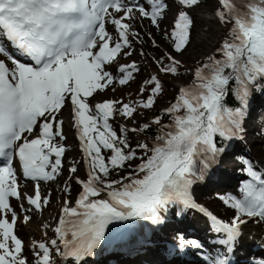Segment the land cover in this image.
<instances>
[{"label": "snow or ice", "instance_id": "1", "mask_svg": "<svg viewBox=\"0 0 264 264\" xmlns=\"http://www.w3.org/2000/svg\"><path fill=\"white\" fill-rule=\"evenodd\" d=\"M147 3L150 10L139 0H0V55L5 58L0 59V264H29L16 231L18 213L10 203L11 198H22L13 161L18 158L23 176L36 182L35 194L24 197L28 204L38 210L47 205L49 199H42L39 182L55 180L63 167L66 149L57 138L62 141L65 135L59 114L69 101L73 127L88 165V179L77 178L82 191L74 206L69 207L65 201L54 230L57 239L33 244L35 264H57L55 256L65 264L69 260L83 264L85 258L94 255L114 222L142 218L161 224L163 214L173 206L180 209L177 215L199 209L210 219L213 231L222 234L217 243L225 251L215 256L204 254L206 264H231L230 254L242 226L251 219L264 221V172L250 162H245L250 179L242 185V197L220 196L235 212L230 222L197 204L191 194V186L225 150L218 147L217 137L229 141L237 136L251 87L264 80V0H220L222 8L217 16L221 22L233 21L230 39L225 38L217 49L222 57H208L210 63L195 70L196 82L180 89L176 102L164 110L173 117L170 124H162L160 116L154 119L161 125L162 134L152 147L137 144L144 155L134 171L120 180L108 179L111 171L132 167L130 162L138 158L136 149L128 143L129 129L121 126L118 135L109 120L117 114L133 118L137 106L113 100L92 106L89 98L117 82L107 66L116 61L122 49L130 47V36L138 35L125 21L135 19L138 12L159 27L167 4L165 0ZM179 3L191 9L201 0ZM108 23L114 26L118 38L107 30ZM192 26L189 12L180 11L170 33L177 53L189 44ZM165 57L168 64H164ZM165 57L159 61L160 70L176 74L180 61L168 53ZM134 71H138L135 63L121 65L118 83L127 84ZM233 81L235 86L230 89ZM145 84L154 86L138 105L149 109L162 84L156 75ZM230 90L241 107L225 106ZM142 127L148 129L150 125ZM164 128L169 130L165 132ZM102 149L110 150L111 155L106 158ZM69 171L75 173L77 168ZM65 190H69L67 185ZM102 192L107 193L106 198H95ZM21 209L32 210L23 205ZM23 219L27 222L30 217L25 215ZM177 247L202 249L203 245L179 236ZM254 264H264V259Z\"/></svg>", "mask_w": 264, "mask_h": 264}, {"label": "rangeland", "instance_id": "2", "mask_svg": "<svg viewBox=\"0 0 264 264\" xmlns=\"http://www.w3.org/2000/svg\"><path fill=\"white\" fill-rule=\"evenodd\" d=\"M139 2L143 3L145 8L150 10V6L147 3V0H139ZM165 3L167 4V9L165 10L163 16L158 21L159 27L152 24L150 19L140 17L138 12L136 13L135 19L125 21L131 24V31L137 33L138 35L130 36V41H131L130 47L122 49L121 54L118 55L116 61H114L113 64L107 66L106 70L112 72L114 77L117 78V82L113 83L103 92H98L94 94L93 97L89 98V103L92 106H94L96 103L104 102L106 100L120 101L121 104L128 103L131 105L132 103H134V101L132 100L133 91L137 89L139 90L141 88V85L145 82L144 80L147 77L152 75H158L159 77L168 80L171 84L172 90H170L164 98L161 99L160 97L159 99H156L154 106L149 108V110L147 109L138 110L136 113H134V117L132 119L121 116L118 117L116 115L110 118L112 126H114V129L117 131L119 135H121L119 131L121 126H124L129 129L130 132L129 138H131L133 142H135L136 139L135 134L139 133L136 123L137 122L143 123L145 121H154V119L158 116L160 112H163L165 109L169 108L170 105L177 100V94L180 92V89L182 87H186L191 84L193 85L194 78H196L194 75L195 70L198 67H200L199 62L213 55L214 51H216L220 46L219 44L222 38V33L224 31L226 32L227 29L230 30L233 27V21L230 24L223 25V22H221V20L217 16V10L222 8V5L220 4V0H204V2L200 3L198 7H194L191 9H188L185 6H183L181 3H179V0H165ZM200 7H202L206 11H201L199 14L194 15L193 11L198 10V8ZM180 11H188L189 15L193 19V26L190 29V42L188 45H186V49L190 47V49H193L194 54L184 53L186 49L176 54L172 50L168 49L164 44V42L162 41L163 35L167 34L171 37L170 33L175 26V20L178 18V14ZM114 15L119 17L120 15H123V13H114ZM201 17L208 22V25L210 24V27L213 30V37L209 40L210 42L206 44L204 43L202 44L201 42H199L200 39H202V36L205 34V31L203 30V26L197 19ZM110 26H112V28ZM106 28L110 33L113 34L114 37H117V33L115 32L114 26L111 25V23H108L106 25ZM153 40L155 41V45L153 44ZM125 52L130 54L125 55L124 54ZM166 53L171 54L176 60L180 61V64L182 65V69L176 74L165 73L160 70L161 64L159 63V61L161 57H165ZM1 57L3 56L1 55ZM132 63L136 64L138 71L133 72V78L129 80L127 84L125 85L119 84L118 79L121 76V73H115L114 67H118L121 65H130ZM150 94L151 92L145 94L142 100H146ZM251 96H252V101L255 104L257 103L256 107L257 105L258 107L257 108L255 107L256 110L251 111L250 116H246L245 120H247V118L250 117V119L248 120L250 125L252 124V125L263 126V123H261L258 119L264 120V103H263L264 91L262 93H259L256 90H252ZM120 106L121 105H117V107ZM65 115L68 116V120L73 126L74 120H73L72 106L70 101L61 110L59 114V119L61 118L63 119ZM132 129H135V131H131ZM38 132H39V128L37 130V133ZM254 135L255 134L250 133L248 137L254 138ZM65 139L73 141L71 139H68L67 137ZM57 140L59 143L62 142L65 143V140L60 141L59 138H57ZM74 141L78 142L79 138L77 137L76 140ZM140 143H146L149 145V147H151L154 144L153 142H143V141H141ZM246 143H247L246 146L242 144L241 145L237 144V146H235V150L231 148L227 154L221 155L218 158L219 162L213 168V173L207 175V173L204 171L203 177L201 179L196 180L191 190V193L197 198L195 200L197 204L201 205L203 203L204 205L213 208L214 207L218 208L219 214L216 216L219 218H223L228 222H230L235 212L229 206L224 204V202L220 199V196H224L226 195V192L230 191L232 193L231 195L241 198V195L238 196L235 190L236 187H240V184L238 183V179L242 181H244V179L245 180L250 179L247 172L245 171L247 167L245 162L247 161L250 162L251 164H254V161L257 162V160L264 159V134L263 136L260 135L257 139H254L251 142L250 139L248 138L246 139ZM77 148L78 149L74 151H68V153L62 158L63 167L60 171V174L56 177L55 180L39 182L42 199L44 197H48L49 199V203L47 205H42L43 206L42 208L45 210L44 214H47L46 219H43L42 217L43 215H41L39 212H36L37 216L34 215L31 219L25 222L23 216L18 211V209L21 208L20 207L21 202L19 200H10L12 202V206L15 208L18 215H20L17 222H23V225H21V227L24 229L20 231L21 236H23L22 241L25 242L26 245H32L31 247L25 246L24 248V255H26L27 253L29 255V259L27 258L29 264H34L36 259L33 250V243L49 242L52 239H57V234L54 231V225H56L57 227L60 217L63 215V208L65 207V201L68 202L69 207L74 206L75 201L79 198V194L82 191V185L77 183V178H79V180L81 181H86L88 179V175H87L88 165L84 162V153L82 148L80 147V144ZM135 149L137 151L138 158L130 162L132 167H129V169L132 172L134 171L135 166L141 162L139 157L144 155L143 150L138 149L137 147H135ZM242 151H244L243 153L246 155L243 154V157H238V159L237 158L233 159L236 155H238L237 153H241ZM102 152L105 154L106 158L107 156L111 155L110 150L102 149ZM222 159H227V161L223 162ZM219 165L221 166L226 165V168H223L221 171V169H219ZM73 166L77 168V171L75 173L69 171L70 168ZM262 168H264L263 165ZM255 169L261 171V168L259 169L255 167ZM223 170H226L225 172L227 174L229 173L232 175L236 174V178H232L234 180V185H236L234 188L231 187L228 182H225L230 177L227 176L226 178L225 176H222L226 174L223 173ZM261 172H263V170ZM126 176L127 175H123L122 177H126ZM17 183L20 187V192H22V195L31 196L33 195V193H35L34 190L36 184L35 181L33 182L24 181L18 176L17 173ZM223 183H225L224 184L225 189H223V191H219L222 189L221 185ZM66 185L68 186L69 191H72L71 193L67 194V191L63 189V186L66 188ZM23 186L24 187L29 186L28 191L23 190ZM116 187H119V185H117ZM106 194H107L106 192H102L100 194V199H102ZM172 213L169 212L168 220H164L165 223L163 226H166V224L170 222L171 218L174 217V213L173 214ZM192 214H193L191 215L192 218L195 215L193 221L189 220L190 222H187L188 216H186V218H183L184 220H186L185 227L190 228L192 233L200 234L202 232L201 229L199 228L201 227V221L198 219L196 210L195 212H192ZM9 219H11V217H9ZM43 220H45L46 224L43 222ZM33 222L36 228L32 225ZM37 222L40 224H38ZM194 224H198V225L194 227L193 226ZM41 226H46V227L45 229H43ZM161 228H159V230L157 231L158 233L156 232V234L153 235V237L147 243V245H142L140 247L143 248V251H141V255L140 252L138 251L139 258L141 256L143 258L146 257V254L148 253L147 250L151 248L153 249L157 248L158 251L163 254L162 250L155 245L157 243L155 239L157 237L161 238L162 236L165 240L169 239L167 238L169 233L164 234L165 227L162 229V231ZM183 229L184 228H182V231H185ZM263 230L264 227L262 226L261 231ZM217 235H222V234L219 233ZM206 242L208 244H212L213 243L212 237L208 236ZM218 245H215L217 250L225 251L224 246L220 244ZM204 249H209V248L207 246H204ZM53 253L55 255L54 249H53ZM127 253L121 254L120 257H124ZM153 253L149 256L154 255ZM194 253H196L194 254V256H196L197 254L201 253V250H197ZM251 254L252 253H250L248 257H251L250 256ZM260 255H264V253L261 252ZM158 257L159 256L155 254L154 259H150V258L148 259L157 260ZM55 258L57 260V264H65V262L59 256H55ZM161 258L170 259L169 257H166L164 255ZM132 259L133 257L131 255L130 257H126L125 260H123V258H120L114 263L119 264L120 260H123L120 263L122 264L126 260L128 261ZM96 261L97 260H93L91 262L94 263L89 262L86 264H113L109 260L107 261L106 259L104 260L103 258L99 263H97ZM202 262L204 261L201 260L199 262H193L191 264H197ZM67 264H73V262L69 260L67 261Z\"/></svg>", "mask_w": 264, "mask_h": 264}, {"label": "bare ground", "instance_id": "3", "mask_svg": "<svg viewBox=\"0 0 264 264\" xmlns=\"http://www.w3.org/2000/svg\"><path fill=\"white\" fill-rule=\"evenodd\" d=\"M214 9V8H213ZM201 11H206V10H204L202 7H200V8H198V10H196V11H193V13H194V15H196V14H199ZM198 19V21L201 23V25L203 26V30L205 31V34L202 36V39H200V41L199 42H201L202 44L204 43V44H206V43H209L210 41V39L213 37V30H212V28L210 27V24L208 25V22L204 19V18H197ZM165 20V19H164ZM198 24V23H197ZM111 28H112V26H110ZM195 32V31H194ZM216 32V31H215ZM195 44V43H194ZM190 46V45H189ZM184 53H186V54H188V53H192V54H194V51H193V49H190V47H188L186 50H185V52ZM119 67L120 66H118V67H114V71H115V73H120L119 72ZM111 68H112V66H111ZM116 116H118V117H120L118 114L116 115ZM60 120H62L63 121V132H64V135H65V138L67 137L68 139H71V140H73V141H70V140H67V139H64L65 140V143H63V145L65 146V149H66V151H65V155L68 153V151H74V150H76V149H78L77 147L79 146V141L77 142V141H74V140H76V138L78 137L77 136V134H76V129L72 126V124L70 123V121L68 120V116L67 115H65L64 117H63V119L61 118ZM261 123H263L264 122V120H261V119H258ZM248 122V121H247ZM249 123V122H248ZM252 125V124H251ZM259 125H260V123H259ZM126 126V125H125ZM260 126H262V125H260ZM250 133H251V131H249L248 130V135H250ZM64 155V156H65ZM223 160V162H226L227 161V159H222ZM254 167H257V168H261V171L263 170V172H264V168H262V165L264 166V159L262 160V159H260V160H257V162L256 161H254V164H252ZM223 168H226V165L225 166H221V165H219V169H221V171H222V169ZM226 170H223V173H226L225 172ZM229 173V172H228ZM238 174V173H237ZM222 176H225L226 178H227V176L228 177H230V178H228L225 182H228L229 183V185L231 186V187H235L236 185H234V180L232 179V178H236V174H224V175H222ZM240 176V175H239ZM247 179H248V177H247ZM244 181H245V179H244ZM244 183V182H243ZM243 183L242 182H239V184H240V187H236V193H237V195L238 196H240L241 195V197H242V195H243V193H242V185H243ZM29 185V184H28ZM26 186V185H25ZM30 186V185H29ZM29 186L28 187H24L23 186V190H26V191H28V189H29ZM193 186V185H192ZM192 186H191V190H192ZM35 188V187H34ZM19 190H20V187H19ZM35 190V189H34ZM35 193H33V195H34ZM192 194V193H191ZM33 195H31V196H33ZM106 196H107V194L106 195H104V197L103 198H106ZM21 199H19V201L21 202V205H23V208L24 209H32L31 211H24V210H22L21 208L20 209H18V211L20 212V214L24 217L25 215H27V216H29L30 217V219L34 216V215H36V212H39L41 215H43L42 217H43V219H46V215L47 214H44L45 212V210L43 209V208H41V209H35L34 208V206H31V205H29L28 204V202H27V199L26 198H24V197H26V195L24 196V195H22V192H21ZM192 197H193V199L194 200H196L197 198L192 194ZM11 200H17L16 198H11ZM10 203H11V205H12V202L10 201ZM201 206H203L205 209H207L208 211H210L211 213H213L214 215H218L219 214V209L218 208H216V207H210V206H207V205H204L203 203L201 204ZM21 207V206H20ZM43 207V206H42ZM197 212V215H198V219L201 221V227H199L201 230H202V225L205 223V221H206V223H208V224H210V226H211V228H212V224H211V221H210V219L207 217V216H205L204 214V216H205V218H204V216L201 214V213H199L198 211H196ZM39 214V215H40ZM49 214V213H48ZM164 215V220H168V215H169V211L167 212V213H164L163 214ZM19 216L20 215H18V218H19ZM37 216V215H36ZM9 217H11V215H9L8 216V219H9ZM139 218H134V219H131V220H128V221H118V222H114L113 224H111L110 226H109V230H113V229H116V231H115V234H121V232L122 233H125L126 231H128V232H131V224H133L134 222H137V220H138ZM9 220H11V219H9ZM36 221V220H35ZM40 221V220H39ZM48 221H50V220H48ZM43 222L46 224V222H45V220H43ZM124 222V223H123ZM38 223V222H37ZM195 223V222H194ZM38 224H40V223H38ZM21 225H23V222H17V228H16V231H17V235H18V237L19 238H21V239H23V236H21V233H20V231L21 230H23L24 228H22L21 227ZM25 225H26V223H25ZM32 225L35 227V225H34V222L32 223ZM59 225V222H58V224H57V226ZM159 225L160 224H157L156 225V227H155V232H157L158 230H159ZM198 225V224H197ZM262 226L264 227V221H261V220H257V219H251V220H249V222L248 223H246L245 225H243L242 226V234H241V236L239 237V240H238V243L236 244V246L234 247V249H233V252L230 254V258H231V264H243L244 262H245V259L249 256V254L250 253H252V252H258V253H260L261 254V252H263L264 253V232H263V234H262V231H261V229H262ZM43 229H45V227L46 226H41ZM165 226H163L162 228H161V231H162V229L164 228ZM36 228V227H35ZM55 228H56V225H54V230H55ZM183 230H185V231H191L190 230V228H186V227H184V229ZM213 230V229H212ZM42 231V230H41ZM46 233V232H45ZM158 233V232H157ZM213 234L214 235H217V234H219V233H216L215 231L213 232V231H211V232H209V235L211 236V237H213ZM31 235V234H30ZM162 238H163V236H162ZM167 238H169V237H167ZM163 243H161L160 245H156V246H158L161 250H162V252H163V254L162 253H160L159 251H158V249L157 248H155V249H153V248H151V249H148L147 250V254H146V257H140L139 258V252H140V255H141V251H143V248H140L142 245H147V243H143L142 241L139 243V244H137V245H135V246H133L129 251H128V253H127V255H125L124 257H123V260H125V258L126 257H130L131 255H132V257H133V259L132 260H126L125 262H123L122 264H191V263H193V262H199V261H201V258H203L204 257V254H210V255H212V256H215L218 252H221V253H223L224 251H222V250H217V248L216 247H213V248H211V250L210 251H208L207 249L206 250H202V252L200 253V254H197L196 256H192V255H190V254H184V253H182L181 251H179V255H178V257L173 261V262H170L171 260V257H170V255H167V252H166V249H162V246H163V244H165L164 246L167 248V247H169L168 246V244L167 243H172V239L171 238H169V239H164L163 238ZM23 244H24V248H25V246L26 247H31L32 245H26V243L25 242H23ZM34 244V243H33ZM261 244V246L260 247H257V246H259ZM240 247V249H239V247ZM260 248H263V249H260ZM139 251V252H138ZM154 252V253H153ZM132 253H134V254H132ZM146 253V252H145ZM157 254L159 257H158V259L157 260H149L148 258H150V259H154V255H152V256H149V255H151V254ZM142 254H144V253H142ZM23 255H24V251H23ZM120 255L121 254H118V256L120 257ZM166 256V257H169L170 259H167V258H161L162 256ZM26 258H28L29 259V255H28V253L26 254V255H24ZM103 256V257H102ZM34 257V256H33ZM100 257H102L103 259L105 258V256L104 255H98V256H95V257H88V259L90 260V261H93V260H97L96 262L97 263H99L100 261H101V259L102 258H100ZM149 261H148V260ZM123 260H120V262H119V264L121 263V261H123ZM154 262V263H153ZM35 264V263H34Z\"/></svg>", "mask_w": 264, "mask_h": 264}, {"label": "trees", "instance_id": "4", "mask_svg": "<svg viewBox=\"0 0 264 264\" xmlns=\"http://www.w3.org/2000/svg\"><path fill=\"white\" fill-rule=\"evenodd\" d=\"M204 2V0H201V3H203ZM232 21L231 20H229L228 22H223V25H227V24H230ZM225 38H229L230 39V31L227 29V31L225 32H223L222 33V38H221V40H220V46H219V48L221 47V44H222V42L225 40ZM162 41L164 42V44L166 45V47L168 48V49H170V50H172L174 53H176V54H178L175 50H174V48H173V42H172V38L169 36V35H163L162 36ZM218 48V49H219ZM180 53V52H179ZM211 56H215L216 58H221L222 57V54L220 53V52H218L217 50L216 51H214V53H213V55H211ZM210 57V56H209ZM208 58V57H207ZM204 59V60H201L200 62H199V65H200V67L203 65V64H205V63H210L209 61H208V59ZM169 63V61L166 59V57H165V59H164V64H168ZM182 69V65L181 64H179V66H178V72L180 71ZM153 76V75H152ZM159 79H160V81H161V84H162V91H161V93L160 94H158L157 95V97H156V99H159L160 97H161V99L162 98H164L165 96H166V94L170 91V90H172V88H171V84H170V82L168 81V80H165V79H163L162 77H159L158 75H156ZM151 78V76H149V77H147L144 81H146V80H148V79H150ZM194 82H196V78H194ZM154 85H146L145 84V82L141 85V88L138 90H135V91H133V93H132V100L134 101V103H132L131 105H134V106H137V111L138 110H140V109H144V108H142V107H140L139 105H138V102L139 101H141L142 100V98H143V96L145 95V94H147L148 92H151V87H153ZM235 86V82L233 81V82H230V89H231V87H234ZM145 89L143 92L141 91V89ZM252 90H256L257 92H259V93H262L263 91H264V80H258V82H257V84H255V85H253L252 87H251V91ZM180 94V92L177 94V97H178V95ZM176 101H174L173 103H175ZM172 103V104H173ZM263 103H264V100H263ZM171 104V105H172ZM170 105V106H171ZM253 105H254V103H253V101H252V96H251V92H250V97H249V104H248V106L245 108V116H244V119H243V121H242V126H241V131H243V123H244V120H245V118H246V116H248V114H249V111L251 110V107H253ZM225 106L226 107H229V108H231V109H235V108H238V107H241V104H240V101H239V99L237 98V96H236V94H235V92L234 91H229V93H228V95L225 97ZM147 110H149V109H147ZM183 109L181 110V113L180 114H183ZM158 116H160L161 118H162V124H164V125H167V124H170L171 122H172V119H173V117H172V115L171 114H165V112L163 111V112H160L159 114H158ZM129 119H132V118H129ZM109 122L111 123V120H109ZM145 123H147V124H149L150 125V127L148 128V129H143V125L145 124ZM112 124V123H111ZM136 125H137V127H138V130H139V133L138 134H135V142H133L132 140H131V138H129V134H130V132L128 131L127 133H126V135H127V138H128V143H129V145L131 146V148H133V149H135V147L137 146V144H139L141 141H143V142H153V143H155L156 142V137L157 136H159V135H161L162 133H161V125H157V124H155L153 121H145V122H143V123H139V122H137L136 123ZM113 129H114V126H113ZM115 130V129H114ZM169 129H167V128H164L163 129V131H168ZM118 134V133H117ZM119 135V134H118ZM217 144H218V147H223L225 150L222 152V153H220V155H223V154H227L229 151H230V149L232 148L231 146L233 145V143H232V140H229V141H221L220 140V138L219 137H217ZM153 146V145H152ZM151 146V147H152ZM135 160V159H134ZM134 160H132V161H134ZM131 161V162H132ZM141 161V160H140ZM199 168H200V165H199V163L197 164V169H198V172H197V174L199 175ZM205 172H207V174H211V173H213V166H212V163L208 166V168L207 169H205L204 170ZM129 172H132L130 169H129V167L126 165L123 169H117V170H113V171H111L110 172V175H109V177H108V179H110V180H120L121 179V177L123 176V175H127L128 176V174H129ZM117 186V185H116ZM63 189H65V187L63 186ZM72 191H69V190H67V194L68 193H71ZM95 198H100V196L99 197H95ZM174 208H176V212H179L180 211V209H179V207L178 206H173ZM181 214H182V212H180V214L179 215H177L178 217H179V219L180 218H182L183 216H181ZM168 233H172L173 235H176V233L174 232V230L173 229H171V228H169L168 230H165V232H164V234H168ZM107 260L108 261V259L107 258H104V260Z\"/></svg>", "mask_w": 264, "mask_h": 264}]
</instances>
